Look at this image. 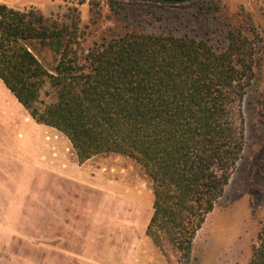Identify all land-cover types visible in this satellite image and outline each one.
<instances>
[{
    "label": "trees",
    "instance_id": "16d2710c",
    "mask_svg": "<svg viewBox=\"0 0 264 264\" xmlns=\"http://www.w3.org/2000/svg\"><path fill=\"white\" fill-rule=\"evenodd\" d=\"M82 3L46 14L0 1V79L69 140L79 164L103 153L139 163L153 194L145 234L168 264H187L241 157L261 37L249 14L219 0H109L106 13L90 0L87 23ZM33 42L52 51L51 68ZM247 264H264V216Z\"/></svg>",
    "mask_w": 264,
    "mask_h": 264
},
{
    "label": "rangeland",
    "instance_id": "374dc122",
    "mask_svg": "<svg viewBox=\"0 0 264 264\" xmlns=\"http://www.w3.org/2000/svg\"><path fill=\"white\" fill-rule=\"evenodd\" d=\"M0 1L16 8L36 6L44 13L50 14L59 7L78 4L79 0ZM100 1L104 5V12H108L106 3L109 0ZM202 1L189 0L180 4L195 7ZM219 1L225 4L232 14L244 12L252 17L255 30L261 37L260 77L257 89L247 93L241 104L244 132L241 157L236 162L223 194L217 199L213 210L207 214L203 225L197 231L193 240L191 259L187 264H247L260 228V221L264 216V0ZM89 2L90 0H84V3L79 4L83 23H87L90 18ZM31 46L38 58L51 68L54 63L52 51L39 42H33ZM3 87L0 81V174L5 180L9 178L13 185L15 183L18 185L19 180L21 182L23 180V185L28 188H42L24 201L22 207L25 210L32 209L38 218L46 220L47 211L51 212L53 207L52 196H59L58 202L54 205L55 212L60 213L63 207H68L72 212L74 202L78 201L79 204L81 202L79 200L81 194L74 188H100L103 196H109L118 202L131 201L133 199L131 196L135 192L143 200V211L148 209L152 213V183L139 163L119 153H103L91 157L83 165L79 164L68 139L55 128L37 123L31 117L25 119L26 110L23 108L20 111L17 101L11 103L7 100L1 94ZM51 142L54 144L50 145ZM49 150L53 151L54 160L64 159V167L68 170L67 177H63L60 182L56 178L50 179L51 173L47 172L49 170L46 168L45 158ZM35 152L41 153L43 159L38 160L39 156L36 157ZM45 188L72 189L65 191L59 189L52 193L47 192ZM92 206L87 203L81 207L80 215L85 220L89 217L107 219L117 217L116 202ZM144 220L145 215L137 217L135 222L141 223ZM24 226L34 230L33 225ZM160 258L168 264L162 254Z\"/></svg>",
    "mask_w": 264,
    "mask_h": 264
},
{
    "label": "crops",
    "instance_id": "0c3cea01",
    "mask_svg": "<svg viewBox=\"0 0 264 264\" xmlns=\"http://www.w3.org/2000/svg\"><path fill=\"white\" fill-rule=\"evenodd\" d=\"M1 94L11 103L17 101L5 85ZM23 108L19 103L18 109ZM24 116L25 119L30 117L27 111ZM35 154L39 156L38 160L43 159L41 153ZM45 160L50 179L56 178L60 182L67 177L64 159L54 160L53 151L49 150ZM19 182L13 185L9 178L5 180L0 174V264H165L160 258L161 252L145 234L151 213L148 209L143 211L144 203L139 194L133 192L131 201L118 202L103 196L100 188H74L81 194L80 204L75 201L72 212L63 207L58 213L54 211V205L59 196H52L53 207L51 212L47 211L48 217L44 220L38 218L32 209L22 207L31 194L42 188H28L23 185V180ZM45 189L53 193L72 188ZM109 200L117 203V217H89L85 220L80 215L84 204L103 206L111 203L107 202ZM143 215L144 222L136 223L135 219ZM24 225H33L34 230Z\"/></svg>",
    "mask_w": 264,
    "mask_h": 264
},
{
    "label": "water",
    "instance_id": "95a60500",
    "mask_svg": "<svg viewBox=\"0 0 264 264\" xmlns=\"http://www.w3.org/2000/svg\"><path fill=\"white\" fill-rule=\"evenodd\" d=\"M153 1H160V2H171V3H183L189 0H153Z\"/></svg>",
    "mask_w": 264,
    "mask_h": 264
}]
</instances>
